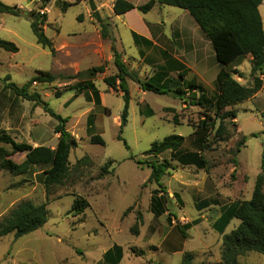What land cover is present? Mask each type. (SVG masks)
Segmentation results:
<instances>
[{
    "label": "rangeland",
    "instance_id": "1",
    "mask_svg": "<svg viewBox=\"0 0 264 264\" xmlns=\"http://www.w3.org/2000/svg\"><path fill=\"white\" fill-rule=\"evenodd\" d=\"M1 1L24 12L40 11L39 0ZM114 1L93 0L99 16L109 23V38L102 39L86 1L71 5L63 12L62 2L73 3L74 0H52L41 10L46 15L43 30L52 42V51L36 44L29 20L0 14V40L13 43L18 50L8 53L0 49V132L8 134L17 143L55 148L57 121L41 104L21 99L4 88L8 83L20 87L38 76V72H48L56 80L50 84L34 83L29 93H37L51 111L67 119L65 129L77 141V147L68 156L70 171L67 179L48 195L40 168L34 167L20 177L0 171V219L20 201L45 203L47 209V221L41 229L19 239L12 235L0 238V264H179L181 252L193 253V264H216L220 260L221 236L212 224L219 209L202 210V203L213 205L210 195H215L216 200L225 197L218 204L223 209L251 198L255 179L260 173L264 141L261 134L264 130V71L262 75H256L261 80L260 91L230 109L236 118L224 121L227 128L225 141L209 143L202 152L207 161V172L182 168L173 162L171 165L175 169L164 173L160 179L163 193H174L183 201L179 204L173 199L166 203V209L180 217L179 220L170 217L174 226L181 225V219L189 220L191 226L186 230L189 237L182 239L176 229H169L172 224L165 218L157 220L149 212L151 194L159 187L147 181L151 174L148 163L169 160L170 155L166 152L154 158L146 156L145 152L152 143L171 135L184 138L183 152H198L204 138L212 141L219 121L214 119L205 129L199 126L204 119L202 110L190 105L188 99L192 95L196 98L197 93H187L188 103L184 104L172 93L144 92L138 83L128 79L127 122L120 129L124 106L122 93L109 89L103 82L105 77L116 74L111 44L128 71L141 82L149 78L155 83L170 79L173 82L168 86L173 90L180 83L178 73H175L173 63L164 62L181 53L176 39H183L184 45L190 42L192 34L209 70L205 73L181 72L186 81L203 86L211 100L217 94L215 78L219 66L209 40L186 11L155 5L146 14L134 9L116 16L112 11ZM125 1L138 7L149 0ZM258 12L264 32V0ZM133 33L147 38L150 43L145 44L142 40L135 43ZM101 65L104 66L102 74L88 75L89 69ZM233 68L242 74L241 78L233 76L239 84L252 85L254 77L250 75L249 56ZM86 80L92 81L97 89L100 107H95L91 95L74 97L76 84ZM148 111L151 112L149 115ZM88 120L91 121L89 128ZM93 135L102 139L103 146L90 143ZM241 138L245 143L236 154L235 145ZM11 159L20 163L24 154H13ZM80 160L83 162L79 163ZM76 197L84 198L89 206L82 215L72 217L69 211ZM129 207L131 211L123 217ZM138 214L142 223L138 235L134 236L130 229ZM236 225L237 222L232 220L225 233ZM171 236L178 239L177 243L173 240L178 254L169 253L166 246L160 244L161 240ZM239 263L264 264V256L249 253L240 257Z\"/></svg>",
    "mask_w": 264,
    "mask_h": 264
},
{
    "label": "trees",
    "instance_id": "2",
    "mask_svg": "<svg viewBox=\"0 0 264 264\" xmlns=\"http://www.w3.org/2000/svg\"><path fill=\"white\" fill-rule=\"evenodd\" d=\"M52 0H39L40 11L24 12L16 6L5 5L0 0V14H8L14 17H24L30 22V29L35 38V42L42 49L53 50L52 42L46 37L43 26L46 23V15L41 10ZM86 1L88 3L91 15L96 21L100 29L102 39H108V26L102 19L93 0H74L73 3L62 2L61 11L65 12L68 7ZM262 0H149L142 6L135 7L125 0H115L112 6L114 15L121 16L131 10L137 9L142 14H146L155 5L169 6L182 9L188 13L195 22L199 30L209 40L219 71L215 78L217 94L213 100L208 99L205 89L201 85H196L185 80L182 73H178L180 83H177L173 90L168 84L173 82L165 79L163 82H153L152 79L141 82L135 75L130 73L121 60L120 54L115 51V47L111 44L113 53L114 66L116 74L105 77L103 82L105 85L117 92L122 93L124 106L120 115L121 129L127 122L128 106L130 101L128 79L139 84L142 91H150L159 95L172 93L174 98L179 99L187 104V93H197L195 98L192 95L189 100L190 105L197 106L202 110L204 119L199 124L203 129L214 119H218L219 125L213 132V139L209 142L204 138L199 146L198 152H183L182 146L184 138L171 135L164 138L160 142H154L145 152L146 156L157 158L158 156L168 152L169 160L164 159L161 162L148 163L151 174L148 183L154 182L158 185L159 190L153 191L149 204V210L155 218H158L164 212H168L163 208L165 202L164 197H157L159 193H163V187L159 184L164 173L175 169L171 163H176L182 168H195L207 172V161L203 158L202 152L207 148L209 143L214 141H225L227 128L224 124L225 120H234L235 113L230 110L232 107L253 98L261 89V80L256 75H262L264 71V32L262 28L261 18L259 16L258 7ZM135 43L142 40L145 44L150 43L148 40L132 34ZM0 49L8 53H17V48L13 43L0 40ZM246 56L250 57V75L253 78L251 86L239 84L233 76L241 78L242 74L235 70L236 63ZM104 66H97L87 71L89 76L102 74ZM7 78V77H6ZM9 79V78H7ZM6 79V80H7ZM71 79V77H67ZM56 80L48 72H38V76L32 77L22 86L14 83L4 85L5 89H9L15 96L41 104L45 112L57 121L54 127V133L58 135L55 148H47L44 146L32 147L25 143L15 142L8 134L0 132V171H4L14 177L25 176L34 168H40L43 175V185L48 195L53 188L60 187L68 177L69 163L68 156L71 150L77 147V141L65 129L67 119L61 118L59 115L51 111L46 103L41 102L37 93H29L32 84H50ZM185 87V88H184ZM76 92L74 97L82 94L89 96L93 100L95 107H100V97L97 89L92 81H80L75 86ZM59 97V93H56ZM229 109V110H228ZM151 112L148 111L147 115ZM91 121L88 120V128ZM235 126V125H233ZM264 136V130L261 133ZM118 140H121L118 138ZM90 143L103 146V141L99 136L90 137ZM245 139L241 138L235 145V153L240 152L244 145ZM126 147V144L124 143ZM127 148V147H126ZM24 154V159L20 163H16L11 159L13 154ZM236 163V160H232ZM83 162L80 160L79 163ZM104 170V168H103ZM233 170V174H234ZM233 176V175H232ZM264 141L262 144V152L260 158V173L255 179V185L248 201H240L235 206L225 208L226 210L219 216L213 225L215 231L221 236L220 260L216 264H240L239 258L245 257L249 253H255L264 256ZM176 197V194H173ZM204 202L201 209L209 207ZM206 205V206H205ZM89 204L84 198L76 197L70 208L69 214L77 217L83 214ZM131 207L125 210L123 217L130 211ZM170 213L166 218L170 224ZM232 220L237 222L233 229L225 233V229ZM47 221L46 204H34L31 201H20L17 203L6 216L0 219V238L12 235L14 239H19L30 233L41 229ZM142 220L140 215L137 216L135 225L130 229L134 235H138V228ZM191 226V225H190ZM189 224L181 226L177 223L174 227L179 232L182 239H187L186 230ZM193 253L187 252L182 255L179 264H193ZM198 264H207L204 262Z\"/></svg>",
    "mask_w": 264,
    "mask_h": 264
},
{
    "label": "crops",
    "instance_id": "3",
    "mask_svg": "<svg viewBox=\"0 0 264 264\" xmlns=\"http://www.w3.org/2000/svg\"><path fill=\"white\" fill-rule=\"evenodd\" d=\"M194 29L195 28H193L192 30H194ZM142 38H144L145 40H148L145 37H142ZM176 40L180 43L179 45L181 46V53L178 56H176V57H172V58L170 57V58H168L167 61L164 62L165 64L168 63V61L171 62V63H173V65L175 66V68H174L175 73H182L181 71H184V70H188V72H193V73L194 72L205 73V72H207L209 70V64L207 63V65H206L204 58L200 55V51H199L198 47L196 46V40L194 39V36L192 34H191L190 42L189 43H186L184 45L182 43V40L183 39H180V37H178ZM187 40H189V39H187ZM164 52H165V50L163 49V51H162V57L164 56ZM164 63L162 65H164ZM180 67H183V70H181ZM162 74H164V73L162 72ZM173 194L172 193H168V194L167 193H162V194H159L157 196V197H164V198L166 197L167 201H165L162 206L169 213H170V211L168 209H166V203H169L173 199L174 200L176 199L177 203L183 204V201L181 200V198L179 197L177 199V197H173ZM210 196H211V199H213L211 201V203H213V205H210L207 208L211 209L213 207L216 210L219 209V215L214 220V222L212 224V227H213L214 224H217L216 221L218 220L219 216L226 210L225 208L222 209V206L219 207V205H218V204L222 203L221 201H224L225 197H223V198L221 197L222 198L221 200H216L215 195H210ZM196 204L198 206V203H196ZM196 204H195V207L197 208ZM173 206L175 207L176 205H173ZM167 207H168V204H167ZM226 208H228V207H226ZM148 210H149V207H148ZM202 210H205V209H202ZM149 212L151 213L150 210H149ZM168 212H164L163 214H161L156 219L157 220H160L162 218H165V220H166V218L168 216ZM180 212L182 213L181 210H179V214H181ZM170 215H171V217L176 218V220H179V218H180V217L177 218V216L174 215V213L173 214L170 213ZM152 216H153V214H152ZM153 219H155V218H153ZM173 223H174V221L171 220L170 225L172 224V226L169 227L170 230H175V227H174ZM168 236H170V234H168ZM188 237H189V235H188ZM175 238H172V236H171V238H169V239H164V241L161 240V243H160L161 245H165L166 246V250L169 251V253H172V254L173 253L174 254H178V252H177V250H178L177 249V246L176 247L173 246V240H174L175 243L178 242V239H175ZM184 253L181 252L180 254H184Z\"/></svg>",
    "mask_w": 264,
    "mask_h": 264
},
{
    "label": "built area",
    "instance_id": "4",
    "mask_svg": "<svg viewBox=\"0 0 264 264\" xmlns=\"http://www.w3.org/2000/svg\"><path fill=\"white\" fill-rule=\"evenodd\" d=\"M182 221L180 222L181 223V226H185L188 224V220L186 219H181Z\"/></svg>",
    "mask_w": 264,
    "mask_h": 264
}]
</instances>
